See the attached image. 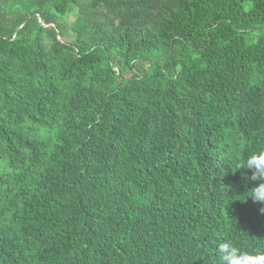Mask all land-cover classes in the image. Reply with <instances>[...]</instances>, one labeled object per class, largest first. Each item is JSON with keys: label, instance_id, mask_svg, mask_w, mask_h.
Here are the masks:
<instances>
[{"label": "trees", "instance_id": "16d2710c", "mask_svg": "<svg viewBox=\"0 0 264 264\" xmlns=\"http://www.w3.org/2000/svg\"><path fill=\"white\" fill-rule=\"evenodd\" d=\"M264 0H0V264H264Z\"/></svg>", "mask_w": 264, "mask_h": 264}, {"label": "clouds", "instance_id": "9594fccd", "mask_svg": "<svg viewBox=\"0 0 264 264\" xmlns=\"http://www.w3.org/2000/svg\"><path fill=\"white\" fill-rule=\"evenodd\" d=\"M241 168L253 170L251 176L245 175L246 179L264 181V151L254 152L244 159H239L237 169ZM245 193H250L247 199L251 197L254 202L264 204V183L248 189ZM261 211L264 212V207ZM216 256L219 264H238L241 252L231 240L226 239L217 244Z\"/></svg>", "mask_w": 264, "mask_h": 264}]
</instances>
